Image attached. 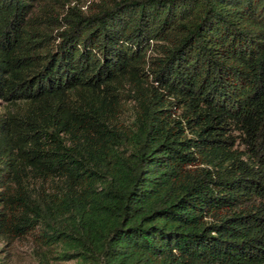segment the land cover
<instances>
[{"label": "trees", "instance_id": "obj_1", "mask_svg": "<svg viewBox=\"0 0 264 264\" xmlns=\"http://www.w3.org/2000/svg\"><path fill=\"white\" fill-rule=\"evenodd\" d=\"M0 241L45 264H264V0H0Z\"/></svg>", "mask_w": 264, "mask_h": 264}, {"label": "rangeland", "instance_id": "obj_2", "mask_svg": "<svg viewBox=\"0 0 264 264\" xmlns=\"http://www.w3.org/2000/svg\"><path fill=\"white\" fill-rule=\"evenodd\" d=\"M6 112V106L0 102V113ZM0 264H45L33 252L30 243L21 242L13 247H6L0 241ZM52 264H77L75 262Z\"/></svg>", "mask_w": 264, "mask_h": 264}]
</instances>
